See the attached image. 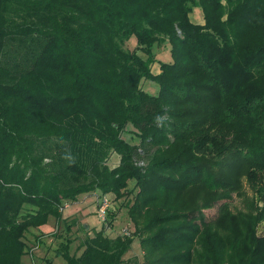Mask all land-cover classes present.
I'll use <instances>...</instances> for the list:
<instances>
[{
    "label": "trees",
    "instance_id": "16d2710c",
    "mask_svg": "<svg viewBox=\"0 0 264 264\" xmlns=\"http://www.w3.org/2000/svg\"><path fill=\"white\" fill-rule=\"evenodd\" d=\"M244 179L256 214L196 224ZM83 197L109 207L67 264H264V0H0V264Z\"/></svg>",
    "mask_w": 264,
    "mask_h": 264
},
{
    "label": "rangeland",
    "instance_id": "374dc122",
    "mask_svg": "<svg viewBox=\"0 0 264 264\" xmlns=\"http://www.w3.org/2000/svg\"><path fill=\"white\" fill-rule=\"evenodd\" d=\"M203 17L202 11L198 8H196L191 15L192 21L200 24L204 23ZM164 45L156 47L155 52L157 53L160 51L158 58L168 62L170 61L169 43L165 46ZM135 47L136 43L134 38L125 44V48L129 50H134ZM159 71V65H154L153 72L158 73ZM144 86L147 91L151 93L156 92L157 86L155 84L148 82ZM125 138L130 141L132 136L131 134H127ZM119 162L120 157L114 154L110 159L109 165L111 168H114L119 165ZM186 195L188 197L192 196L190 192ZM256 200L255 190L244 179L241 191L233 192L229 200L218 203L212 208L203 209L207 221L198 218L196 224L201 227L203 226V222H210L213 219L218 220L221 216L219 209L225 203H229V208L232 214H237L240 211H248L251 214H256L255 212H252L255 210ZM68 205L69 204H67V206ZM96 205L97 202H95L94 197H83L76 205H71L64 209V221L62 224H59V227L54 224L55 221H51L48 222L44 229H38L27 233L25 240L28 243L29 253L23 257V264H67L62 256L58 257L56 255V250L60 247L61 243H66L68 241L71 242L70 252L73 255H80L82 252L81 245L87 236V232H91V235H93L95 231H99L102 227V221L95 211L97 210ZM260 206L262 205H259V207ZM116 222L114 229L108 230L107 232L111 237L117 236L120 233H125V231L130 232L133 230V226L127 216L126 210L122 211V214L118 217ZM85 226H89L88 229L91 231L87 228L85 229ZM256 232L257 235L264 236V221L258 225ZM132 257L142 259V252L138 241L134 242L132 251L126 256V258Z\"/></svg>",
    "mask_w": 264,
    "mask_h": 264
},
{
    "label": "built area",
    "instance_id": "2783aa9c",
    "mask_svg": "<svg viewBox=\"0 0 264 264\" xmlns=\"http://www.w3.org/2000/svg\"><path fill=\"white\" fill-rule=\"evenodd\" d=\"M109 207V200L108 199H104L103 202L101 203V207L99 210V217L102 220H105V215H106V211L107 208Z\"/></svg>",
    "mask_w": 264,
    "mask_h": 264
},
{
    "label": "crops",
    "instance_id": "0c3cea01",
    "mask_svg": "<svg viewBox=\"0 0 264 264\" xmlns=\"http://www.w3.org/2000/svg\"><path fill=\"white\" fill-rule=\"evenodd\" d=\"M169 58H170L169 60H171V56H169ZM76 204H77V203L69 204L68 206L65 207V209L68 208V207H70L71 205H76ZM95 211H96V210H95ZM95 211H94V212H95ZM52 219H53V218H51L49 222H51V221H55L54 224H56V226L59 227L58 222H57L56 220H54V219L52 220ZM116 223H117V222H115V224H116ZM45 227H46V225L43 226V227H41L40 229H44ZM85 227H86L87 229L89 228V226H85ZM88 230H90V229H88ZM90 231H91V230H90ZM52 232H53V231H52ZM52 232H51V233H52ZM51 233H50V234H51Z\"/></svg>",
    "mask_w": 264,
    "mask_h": 264
}]
</instances>
